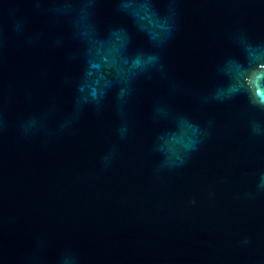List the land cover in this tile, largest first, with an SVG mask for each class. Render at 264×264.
Segmentation results:
<instances>
[{"label":"water","instance_id":"water-1","mask_svg":"<svg viewBox=\"0 0 264 264\" xmlns=\"http://www.w3.org/2000/svg\"><path fill=\"white\" fill-rule=\"evenodd\" d=\"M0 264H264V0H0Z\"/></svg>","mask_w":264,"mask_h":264},{"label":"snow or ice","instance_id":"snow-or-ice-1","mask_svg":"<svg viewBox=\"0 0 264 264\" xmlns=\"http://www.w3.org/2000/svg\"><path fill=\"white\" fill-rule=\"evenodd\" d=\"M90 2H91V3H95V2H96V0H90Z\"/></svg>","mask_w":264,"mask_h":264}]
</instances>
